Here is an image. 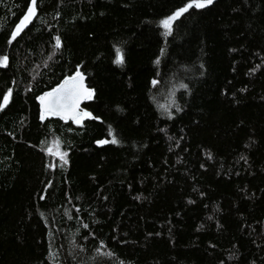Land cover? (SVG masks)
Returning a JSON list of instances; mask_svg holds the SVG:
<instances>
[{"label": "trees", "instance_id": "1", "mask_svg": "<svg viewBox=\"0 0 264 264\" xmlns=\"http://www.w3.org/2000/svg\"><path fill=\"white\" fill-rule=\"evenodd\" d=\"M186 2L37 0L8 45L26 0H0V264H264V0H214L164 36ZM77 65L100 120L41 123L35 96Z\"/></svg>", "mask_w": 264, "mask_h": 264}, {"label": "snow or ice", "instance_id": "2", "mask_svg": "<svg viewBox=\"0 0 264 264\" xmlns=\"http://www.w3.org/2000/svg\"><path fill=\"white\" fill-rule=\"evenodd\" d=\"M36 4L37 0H26L25 8L22 10V16L7 35L6 43L8 45L13 44L23 29L32 21L33 17L36 16ZM213 4L214 0H188V2L184 3L181 7L176 8L170 15L159 21L160 28L164 30L163 35L168 36L172 31L173 22L179 19L183 14L188 13L190 9L201 10ZM52 40L54 41L53 47L59 50L62 46L60 37L53 36ZM161 51H163V49H161ZM112 63L116 66H120L124 63V56L120 48L114 49V59H112ZM8 65L9 56L7 54L0 55V68H6ZM158 83L159 82L156 79L150 81L152 87H156ZM180 87L186 90L185 85L181 84ZM28 90L31 91V89ZM11 92L12 89H8L3 93L2 98H0V110L4 109L8 104ZM93 96L94 89L86 86L85 75L82 74L80 65H77L75 71L65 75L63 79L55 84L54 87L35 96L39 105V120L41 123H44L47 117H57L60 121L65 123L71 121L73 125H80L85 119L99 121L100 117L94 116L91 112L85 111L80 107L82 102L91 101ZM170 106L175 107L176 112L181 111L180 107L175 104V101H173ZM160 107L164 109V114L171 119L172 117L168 112V109L164 108L163 105ZM108 136H113L111 128L108 130ZM53 143L55 144V150L52 145H49L45 148L46 154L57 157L62 165H66L68 163L65 159L67 153L59 151L58 141H54ZM95 143L97 146H102L107 143L118 144L119 141L115 138L110 141L106 139H98ZM245 146L247 147V145ZM44 198L45 197L43 196L40 197V199ZM189 203H191V201H189ZM69 219H71V217H69ZM103 247L104 245L101 244L100 248ZM97 251H99V249Z\"/></svg>", "mask_w": 264, "mask_h": 264}, {"label": "rangeland", "instance_id": "3", "mask_svg": "<svg viewBox=\"0 0 264 264\" xmlns=\"http://www.w3.org/2000/svg\"><path fill=\"white\" fill-rule=\"evenodd\" d=\"M163 30V29H162ZM164 31V30H163ZM49 145H52L53 146V149L55 150V144L53 143V142H50V144ZM59 151H61L60 149H59ZM62 152V151H61ZM50 156V155H49ZM52 157V161H54L55 159H58L57 157H55V156H51ZM65 159H66V157H65Z\"/></svg>", "mask_w": 264, "mask_h": 264}, {"label": "water", "instance_id": "4", "mask_svg": "<svg viewBox=\"0 0 264 264\" xmlns=\"http://www.w3.org/2000/svg\"><path fill=\"white\" fill-rule=\"evenodd\" d=\"M85 84H86V78H85ZM86 86H87V84H86ZM83 104H84V102L81 103V105H80L81 108H82ZM55 118H57V117H55Z\"/></svg>", "mask_w": 264, "mask_h": 264}]
</instances>
